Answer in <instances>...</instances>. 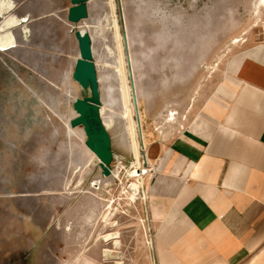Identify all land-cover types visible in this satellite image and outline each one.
Listing matches in <instances>:
<instances>
[{
    "label": "rangeland",
    "instance_id": "obj_1",
    "mask_svg": "<svg viewBox=\"0 0 264 264\" xmlns=\"http://www.w3.org/2000/svg\"><path fill=\"white\" fill-rule=\"evenodd\" d=\"M109 2L88 0L89 18L70 32L87 31L92 37L114 177L103 176L83 128H70L74 101L82 97L73 79L78 41L59 77L52 58L35 70L14 50L0 47V264H161L148 214L152 174L144 176L147 200L143 190L136 200L130 197L134 156ZM116 2L124 44L126 34L153 113L146 119L140 104L142 131L151 143L153 132L163 133L164 118L173 121L165 115L183 106L185 112L198 89L223 85L230 63L264 38L259 0ZM164 106L173 109L164 113ZM144 155L153 158L150 146ZM111 201L114 227L104 223ZM109 234H116L119 246L103 241Z\"/></svg>",
    "mask_w": 264,
    "mask_h": 264
},
{
    "label": "crops",
    "instance_id": "obj_2",
    "mask_svg": "<svg viewBox=\"0 0 264 264\" xmlns=\"http://www.w3.org/2000/svg\"><path fill=\"white\" fill-rule=\"evenodd\" d=\"M71 7V0H0V47L35 70L52 58L61 76L78 41ZM227 74L151 135L157 173L149 178L148 214L161 264H264V38Z\"/></svg>",
    "mask_w": 264,
    "mask_h": 264
},
{
    "label": "water",
    "instance_id": "obj_3",
    "mask_svg": "<svg viewBox=\"0 0 264 264\" xmlns=\"http://www.w3.org/2000/svg\"><path fill=\"white\" fill-rule=\"evenodd\" d=\"M71 4L72 7L69 10V21L71 23L77 25L89 18L88 0H71ZM124 31H126L125 27ZM76 37L79 42L80 58L76 63L73 79L81 87L82 97L74 101L73 108L76 113V117L70 122V125L73 129L79 127L83 128L87 138L86 147L99 160L103 176L110 178L113 176L112 165L115 158L112 137L103 122L101 115L102 100L97 69L94 62L92 37L87 31H77ZM125 44L134 102L137 109V121L143 141L137 89L126 34Z\"/></svg>",
    "mask_w": 264,
    "mask_h": 264
},
{
    "label": "bare ground",
    "instance_id": "obj_4",
    "mask_svg": "<svg viewBox=\"0 0 264 264\" xmlns=\"http://www.w3.org/2000/svg\"><path fill=\"white\" fill-rule=\"evenodd\" d=\"M110 7L113 11L114 16V31L116 35V41L118 45L119 50V61H120V76H121V82H122V94H123V104H124V110H125V118L128 123V133L130 137V143H131V150L132 154L134 156V162L132 163L133 169L135 170V180L136 182L132 185V189L134 191L133 194H130V197L132 200H136L137 196L142 190L143 194H145V199L147 200V193H146V185H145V179L144 176L149 175V169L152 168L150 165V158L148 157L146 160V157L144 155V151L146 153H149V146H150V140L146 138L144 131H142L143 135V141L141 138L140 130H139V124L137 121V109L134 102V96H133V89L131 84V78H130V72L128 67V60H127V54L124 44V37L122 34V28L118 17L117 12V2L116 0H110L109 2ZM262 6H264V0H259L258 2V11L261 10ZM3 48L7 47L6 44H2ZM131 47V46H130ZM132 65H133V71H134V78L136 82V89H137V97H138V105L140 106L141 100L139 99L138 94V78H137V72L136 67L134 64V59L132 56ZM140 117L141 112L139 110ZM171 115H168V117L171 118L173 121L175 120V117L177 113L174 111L171 112ZM124 114V113H123ZM142 119V118H141ZM106 127L108 124L105 122ZM112 124H109V127ZM70 128L73 129L70 125ZM86 144V143H85ZM89 150V149H88ZM89 152L94 155L90 150ZM148 156V154H146ZM95 156V155H94ZM96 157V156H95ZM98 160V159H97ZM99 161V160H98ZM152 163V162H151ZM100 167V165H99ZM117 175V172L114 171L113 177ZM93 188L95 190H100V185L98 183L93 184ZM146 202V201H145ZM116 211L115 208V201H111V206H109V213L104 217V223L111 225L114 227V224H112V216L114 215V212ZM116 234H109L104 236L103 241L109 243L114 242L115 245L119 246L120 242L118 241V238H115ZM150 243V242H149ZM152 247V246H151Z\"/></svg>",
    "mask_w": 264,
    "mask_h": 264
},
{
    "label": "built area",
    "instance_id": "obj_5",
    "mask_svg": "<svg viewBox=\"0 0 264 264\" xmlns=\"http://www.w3.org/2000/svg\"><path fill=\"white\" fill-rule=\"evenodd\" d=\"M112 172L114 173V166H113ZM153 173H154V170H153L152 168H150L148 174L150 175V174H153ZM154 174H155V173H154Z\"/></svg>",
    "mask_w": 264,
    "mask_h": 264
}]
</instances>
